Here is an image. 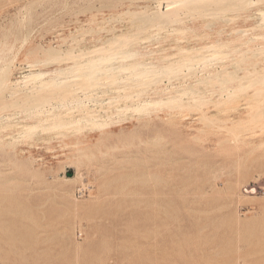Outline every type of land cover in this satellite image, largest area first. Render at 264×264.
Returning <instances> with one entry per match:
<instances>
[{"label": "rangeland", "instance_id": "1", "mask_svg": "<svg viewBox=\"0 0 264 264\" xmlns=\"http://www.w3.org/2000/svg\"><path fill=\"white\" fill-rule=\"evenodd\" d=\"M260 2H189L158 29L166 0H0V264H264V57L244 53L264 45ZM122 38L134 56L108 74L19 85L66 73L53 51L85 64ZM139 63L147 84L121 69Z\"/></svg>", "mask_w": 264, "mask_h": 264}, {"label": "bare ground", "instance_id": "2", "mask_svg": "<svg viewBox=\"0 0 264 264\" xmlns=\"http://www.w3.org/2000/svg\"><path fill=\"white\" fill-rule=\"evenodd\" d=\"M154 1V0H153ZM157 2V0H155ZM164 1V0H163ZM199 0H166V5H167V8H166V11L164 13H158L155 17L153 18H149V21L154 23L153 27H157L158 29L160 28H163L164 25H174L176 23H178L180 21L179 19V13H177L176 9L177 8H184L183 6H185V8L187 10L191 9L189 7H187V3L191 2V3H194V2H198ZM223 1V0H222ZM225 1V0H224ZM262 0H240V2H243V4H251L253 6H256L258 4V2H260ZM229 2V1H228ZM228 2H225V5L226 3ZM237 2V0H236ZM162 3V2H161ZM165 3V2H163ZM235 3V2H234ZM262 3V2H260ZM259 3V4H260ZM201 4H204L201 3ZM210 4V2H209ZM241 4V3H240ZM161 5V4H160ZM159 5V6H160ZM222 5V6H221ZM221 5L219 4V7L215 8L214 10L211 11V8L210 9L208 8L209 6L207 5V3L205 4V7L208 8V9H205V7L203 5H199L201 8H199V6H196L197 8L196 9H204L203 11L204 12H208L210 11V13L212 14L213 12V17L214 18H219L220 16V13L221 12H224L226 11L227 12V9L223 10L222 8L224 7V4L221 3ZM238 6L241 7V5H239V3L237 4ZM250 5V7H252ZM156 6V5H155ZM190 6V5H189ZM211 6V4H210ZM218 6V5H217ZM235 6V5H234ZM215 7V6H214ZM160 8V7H159ZM184 8V9H185ZM189 8V9H188ZM237 8V6H236ZM186 10V11H187ZM234 10V9H232ZM193 13V12H191ZM195 13V12H194ZM209 13V15H210ZM260 13V16L262 17L261 20L259 21L260 23V26H264V10H260L259 11ZM154 14V13H153ZM197 14H200L199 12H197ZM202 14V12H201ZM206 14V13H204ZM152 15V14H151ZM211 15V16H212ZM208 16V15H207ZM181 17V16H180ZM143 18V17H142ZM145 18V17H144ZM117 22V21H116ZM253 31V30H252ZM241 32V31H240ZM244 33V32H243ZM142 34V33H141ZM243 36H248V34H243ZM130 40V39H128ZM127 38H122L120 40H117V41H113L111 42L109 45L110 47L105 51V55H100L97 57L96 60H91L90 62H87L85 64H81V63H78V59L80 58L79 56H74L72 54H65V55H62L60 53H50L47 57H46V60L44 61L45 63H62V62H68L71 64V66L68 68L67 72L66 73H61L59 72L58 70H53V69H49V70H43V71H39V72H34L32 74H30L29 76H26L24 77V79L22 81H20L19 85H23L24 88H33L36 86V84L40 83V85L38 87H35L37 88L38 90H43V91H50V90H53L54 88H56L57 85H60V86H68L70 84H72L74 81V79H78L79 81L82 80V79H91L92 77H94L95 75L99 74V73H103V74H106L107 72L110 71V68H109V65L111 64V61L112 60H116V59H119V60H127L129 58H132L134 56L133 53L131 54H128V53H123V50H122V46L123 45H127L130 43V41H128ZM255 40V39H254ZM132 42V40H131ZM251 42H246L244 43V53H252L253 55H255L256 57H264V45H261V46H258L256 47V49H253L251 46H250ZM217 46L216 45H207L206 47H204L203 49L201 50H197L195 51L196 53L200 54L202 52H205V53H216L217 52ZM49 53V50L47 51ZM221 57V56H220ZM224 57V55H223ZM191 58L190 55H188L186 57V59L183 60V63L182 65H188L190 62H191ZM219 58V57H218ZM244 58V57H243ZM90 60V59H89ZM213 60V59H212ZM219 60V59H218ZM248 60V59H247ZM88 61V60H87ZM217 61V60H216ZM262 61V60H261ZM40 62V61H38ZM243 62H246V59L242 60V63ZM214 63V62H213ZM216 63V62H215ZM111 66H113L111 64ZM120 66V65H119ZM190 66H191V63H190ZM256 64L252 66V69H253V73L254 74L257 69H256ZM121 67V66H120ZM92 69L91 72L89 73H83L82 71L84 69ZM87 69V70H88ZM122 70H126V69H131V76L133 78H135L134 80L136 81H141L143 83H146L147 84V81L148 79H150L152 77V74H154L153 72V65L149 64V63H139V64H134V65H130V66H126V67H122L121 68ZM168 68H165L163 69V76H164V72L166 73L168 70ZM8 71V70H7ZM223 72L227 71L226 69L222 70ZM124 72V71H123ZM188 72V71H187ZM162 73V72H160ZM184 73V72H183ZM245 73V72H244ZM108 74V73H107ZM124 74V73H123ZM122 74V75H123ZM167 74V73H166ZM230 75L232 77H234L235 81H239V76H237V73L234 72V73H230ZM107 76V75H106ZM211 76V75H210ZM166 78V77H165ZM242 78V77H241ZM7 79V78H6ZM158 79V78H157ZM5 80V79H4ZM2 79V81H0V86H7V84L5 83ZM153 81V85H154V80L152 79L150 82ZM209 81V80H208ZM81 82V81H80ZM245 82V81H243ZM202 83V82H201ZM144 85V84H143ZM156 85V83H155ZM257 85H264V69L263 71L261 72V75H259L258 79L255 81H252L248 84V88H254L257 86ZM151 86V85H150ZM205 87V86H204ZM34 88V89H35ZM21 89V88H20ZM36 89V90H37ZM141 91V90H140ZM237 91V90H236ZM259 91L258 89H255L254 90V94L257 95L259 94ZM17 94V93H16ZM65 94V93H64ZM71 94V93H70ZM73 94V93H72ZM56 95V94H55ZM63 95V94H62ZM78 97V96H77ZM75 96L72 95L71 96V100L73 99V102L77 100H75ZM209 98V97H208ZM61 100H63V103L64 101L67 99V97H63L62 98H59ZM51 100V99H50ZM50 100H47V99H43V101L40 103V105L45 106L46 105H51V102ZM68 100V99H67ZM66 100V102H67ZM70 101V100H69ZM56 102V101H55ZM81 102V101H80ZM171 102H176V101H171ZM170 103V102H169ZM177 103V102H176ZM39 104V103H38ZM85 104V103H84ZM111 104V103H110ZM165 103L160 100V101H156V102H146L144 103V105L142 106H151V105H164ZM198 104V103H197ZM196 102H195V105H197ZM202 104V103H201ZM54 105V104H53ZM69 105V104H68ZM82 105V103H81ZM112 105V104H111ZM39 107V105H37ZM58 106V105H57ZM67 106V105H66ZM129 106V105H128ZM170 106V105H169ZM62 107V106H61ZM76 107V105L72 108L74 109ZM78 107V106H77ZM138 109L141 108V106H138L137 107ZM150 108V107H149ZM40 109V108H38ZM55 107H52V109H50L49 111H45L43 113V111L41 113L44 114V116H49L51 113H53ZM58 110V109H57ZM122 110V109H121ZM134 110V109H132ZM262 110V109H261ZM27 111V110H26ZM39 111V110H37ZM126 111V110H125ZM264 111V110H262ZM25 112V111H24ZM75 112L72 111V113ZM257 112H261V111H257ZM86 113V112H84ZM126 113V112H125ZM127 114V113H126ZM41 115V114H39ZM263 116V115H262ZM67 117V115H66ZM60 119V118H59ZM58 119V120H59ZM256 119V118H255ZM47 120V119H46ZM262 120V119H261ZM263 121V120H262ZM47 122V121H46ZM52 122V121H51ZM53 123V122H52ZM78 123V122H76ZM79 124V123H78ZM15 125V124H14ZM60 125V124H59ZM62 126V125H61ZM60 126V127H61ZM67 126V125H66ZM21 127V125H20ZM32 126H28L27 128H31ZM68 127V126H67ZM66 127V128H67ZM5 128L7 129V126H5ZM44 128V127H43ZM50 129V127H49ZM48 129V131H49ZM55 129V128H54ZM1 130V129H0ZM62 130H63V126H62ZM33 131V130H32ZM43 131V129H42ZM65 131V130H64ZM46 132V130H45ZM50 133V131H49ZM27 134V133H25ZM30 135V134H29Z\"/></svg>", "mask_w": 264, "mask_h": 264}]
</instances>
